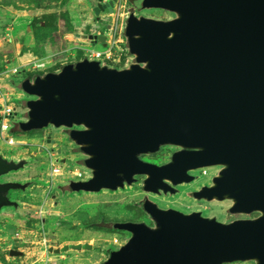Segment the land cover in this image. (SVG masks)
<instances>
[{
  "label": "water",
  "instance_id": "obj_1",
  "mask_svg": "<svg viewBox=\"0 0 264 264\" xmlns=\"http://www.w3.org/2000/svg\"><path fill=\"white\" fill-rule=\"evenodd\" d=\"M116 0L94 11L113 12ZM170 19L136 18L125 31L132 62L117 68L82 59L58 71L24 78V118L13 131L70 129L92 176L71 181L73 191L99 192L132 185L174 195L199 168L221 167L194 195L230 201L228 212L255 218L220 221L202 211L162 208L148 199L155 225L117 221L130 233L98 264H264V0H170L157 5ZM77 37L105 44L99 34ZM82 127V128H76ZM164 145L183 149L158 165L140 155ZM26 166L0 157V177ZM0 181V210L14 204ZM92 249L89 243L50 248ZM17 254L19 252H16Z\"/></svg>",
  "mask_w": 264,
  "mask_h": 264
},
{
  "label": "rangeland",
  "instance_id": "obj_2",
  "mask_svg": "<svg viewBox=\"0 0 264 264\" xmlns=\"http://www.w3.org/2000/svg\"><path fill=\"white\" fill-rule=\"evenodd\" d=\"M166 1H119L118 7L125 5V9L118 8L117 11L126 13L125 17H120L123 18L122 37L126 44L125 31L136 18L144 16L161 20L175 16L157 6ZM96 3L97 0H0V99L5 97L8 102L9 98L19 111L11 124L24 118V104L31 97L21 89L20 82L24 78H35L56 68L60 70L66 63L82 60L85 54L79 46L90 40L77 37V32L96 34L99 30L109 31L108 26L113 23L111 12H102L98 18L94 11ZM89 47L102 48L103 45L90 42ZM53 55L54 61L51 62ZM22 56L25 57L21 59ZM130 56L128 53L127 58ZM95 61L108 66L100 60ZM129 61L132 62V57ZM39 62H45L46 66L37 67ZM20 64L22 72L12 74L6 80V68ZM119 67H123L122 64ZM8 133L16 142L9 144L0 137V154L26 160L25 168L15 172L14 176L22 181L32 180L35 185L25 193L13 195L15 199L27 202L29 209L21 204L18 208L5 207L0 211V264H98L108 257L110 250L119 248L130 237L125 230L111 228L109 222L132 220L151 224L150 216L143 209L147 198L161 206L198 208L206 216H216L225 222L243 216L228 212L229 201H197L199 198L194 192L209 185L218 173L216 166L194 170L193 175L197 178L194 183L181 186L180 193L170 198L146 193L140 178L131 186L115 191L75 192L69 185L75 172L90 176L91 171L83 164L85 155L71 139L70 129L50 126L30 132L10 129ZM59 148L64 149V156L68 158L65 163L55 161ZM170 150V147L165 148L147 159L161 162L166 160ZM60 185H64L62 190ZM189 190H193L192 200L186 196ZM10 228L14 232H10ZM16 237L20 238L18 246L13 242ZM72 243H89L92 249L50 251L51 247L61 248Z\"/></svg>",
  "mask_w": 264,
  "mask_h": 264
},
{
  "label": "built area",
  "instance_id": "obj_3",
  "mask_svg": "<svg viewBox=\"0 0 264 264\" xmlns=\"http://www.w3.org/2000/svg\"><path fill=\"white\" fill-rule=\"evenodd\" d=\"M108 1V0H104ZM120 0H116L113 12L109 13L113 17V23L111 26H108L109 31L103 30V33L106 35V41L105 44L102 42H99L103 45L102 48H91L89 47L90 42L81 44L79 46V50L84 51L85 57H82V59H95L100 60L102 63L107 64L111 67H117V68H123L129 65L130 61L129 59L133 56L131 55L129 58H127V54L129 53L128 46L125 42V38L122 37L123 33V18L125 17L126 13L117 11L118 8H124L125 5H121L118 7V3ZM123 9V10H124ZM100 33V30L97 32V34ZM121 44V45H120ZM54 55L51 57V60L54 61ZM122 64L123 67H119V65ZM45 62H39L37 64V67H45ZM22 72V64L20 65H10L5 70V79L10 78L12 74H18ZM5 97H1L0 99V137L5 140L9 144H13L16 142L14 136L12 134H9L8 131L12 128L11 120L14 119L12 116L14 112L16 111V106L9 102L10 99L5 100ZM20 120L22 118H19ZM204 173H206V169L203 170Z\"/></svg>",
  "mask_w": 264,
  "mask_h": 264
},
{
  "label": "flooded vegetation",
  "instance_id": "obj_4",
  "mask_svg": "<svg viewBox=\"0 0 264 264\" xmlns=\"http://www.w3.org/2000/svg\"><path fill=\"white\" fill-rule=\"evenodd\" d=\"M17 91H19V90H17ZM23 93V92H22ZM21 96V95H20ZM17 110V109H16ZM18 112L19 111H15L14 112V114L12 115L13 117H15L17 114H18ZM13 126V125H12ZM76 128H82V127H76ZM171 148V150L169 151V153H168V156H167V158H166V160H163V161H161V162H155V161H149L148 159H147V157H151V156H155V155H157L158 153H160V152H162L165 148ZM183 148L182 147H180V146H176V145H164V146H162L157 152H155V153H151V154H142V155H140V157L143 159V160H145V161H149V162H152V163H155V164H158V165H163V164H166V163H168L170 160H171V157H172V155H173V153H175V152H177V151H180V150H182ZM63 148H59L57 151H56V153H55V161H56V163H59V162H62V163H65L66 161H67V159L68 158H66L65 156H64V153H63ZM5 157V158H7V159H9V160H15V161H20V160H17V159H15L14 157H7V156H5V155H1L0 154V157ZM85 158H86V156H85ZM84 158V159H85ZM22 160H24V159H22ZM25 162H26V165H27V161L25 160ZM23 168H25V167H23ZM220 168L221 167H218V171L220 170ZM22 169V168H21ZM21 169H18V170H12V171H10L9 173H7V174H5V175H2L1 177H0V181L1 182H21L22 184H24L25 186L24 187H20V188H10L8 191H7V197L12 201V202H14V204L13 205H11V206H7V207H14V208H18L19 206H21V204L23 205V207H25L26 209H29V207H30V205L27 203V202H21L20 200H18L17 198L15 199L14 197H13V195L14 194H16V195H18V193L19 192H24L25 193V191H29L32 187H33V185H35L34 183H33V181L32 180H25V181H22V180H20V179H18V178H16L15 176H14V173L15 172H18L19 170H21ZM88 169V168H87ZM88 170H90V169H88ZM91 171V170H90ZM190 173L191 174H193V171H190ZM204 173V172H203ZM206 173H207V170H206ZM206 173H204V174H206ZM92 176V172H91V175L90 176H83V174L82 173H79V172H75V176H74V179L73 180H70V182L71 181H83V180H87V179H89L90 177ZM141 179V181H142V183H143V180H144V178H145V176L144 175H140V176H137V179ZM197 178H195V180H196ZM194 180V181H195ZM194 181H191L190 183L188 182L187 184H184V183H182V184H180V185H178L177 186V189H178V192L176 193V194H178V193H180V190H181V186H183V185H189V184H192V183H194ZM134 184V183H133ZM209 185L210 184H212V179H211V181L208 183ZM64 185H60V188H61V190H62V187H63ZM127 186V185H126ZM129 186H131V185H129ZM125 188V187H124ZM200 188V187H199ZM119 189H121V188H119ZM104 190V189H103ZM107 190H109V189H107ZM118 190V189H117ZM102 191V190H101ZM115 191V190H114ZM75 192H84V191H75ZM85 192H87V191H85ZM100 192V191H99ZM192 192H193V190H189V191H187V193H186V196L187 197H189L191 200L193 199L192 197ZM146 193H148V192H146ZM149 194H153V195H158V196H166V197H172V196H175L176 194H174V195H170L169 193L168 194H165V193H163V192H161V193H149ZM53 197H55V195H53ZM148 199H150V198H147L144 202H143V209H144V203L148 200ZM150 200H152V199H150ZM196 200V199H195ZM152 201H154V202H156L155 200H152ZM197 201H205V200H201V199H198ZM230 202V201H229ZM160 207H162V208H176V209H179V210H182V211H184V212H193V211H202V210H200V209H198V208H189V209H183V208H181V207H178V206H175V205H167V206H161L158 202H156ZM232 205V202H230V206ZM229 206V207H230ZM5 208V207H4ZM3 209V208H2ZM1 209V210H2ZM0 210V211H1ZM144 211L146 212V210L144 209ZM203 212V214L205 215V212L204 211H202ZM147 213V212H146ZM230 213V212H229ZM148 214V213H147ZM149 215V214H148ZM240 215H243L241 218H238V219H243V218H255V217H257L258 215H259V212H253V213H251V214H240ZM150 216V215H149ZM151 218V217H150ZM126 221H132V220H126ZM113 222H117V221H113ZM113 222H109V223H113ZM135 222H137V221H135ZM143 222V221H142ZM108 223V224H109ZM107 224V225H108ZM148 224V223H147ZM150 226H154L155 225V223H154V221H153V219L151 218V224H149ZM109 226H110V224H109ZM10 232H14V229L13 228H10ZM13 242H14V245L15 246H18L19 244H20V238H18V237H16V238H14V240H13ZM250 262H252L253 264H254V262L253 261H250Z\"/></svg>",
  "mask_w": 264,
  "mask_h": 264
},
{
  "label": "trees",
  "instance_id": "obj_5",
  "mask_svg": "<svg viewBox=\"0 0 264 264\" xmlns=\"http://www.w3.org/2000/svg\"><path fill=\"white\" fill-rule=\"evenodd\" d=\"M35 30V29H34ZM36 31V30H35ZM36 34V33H35ZM58 70V68H56V69H53V70H51V71H57ZM37 74H42L41 72H37Z\"/></svg>",
  "mask_w": 264,
  "mask_h": 264
},
{
  "label": "crops",
  "instance_id": "obj_6",
  "mask_svg": "<svg viewBox=\"0 0 264 264\" xmlns=\"http://www.w3.org/2000/svg\"><path fill=\"white\" fill-rule=\"evenodd\" d=\"M24 57H25V56H22L21 59H23ZM7 85H9V86L12 87V88L14 87V86H12V85L9 84V83H7Z\"/></svg>",
  "mask_w": 264,
  "mask_h": 264
}]
</instances>
